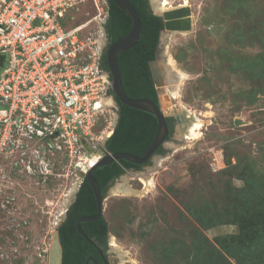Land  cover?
I'll return each instance as SVG.
<instances>
[{
	"label": "rangeland",
	"instance_id": "1",
	"mask_svg": "<svg viewBox=\"0 0 264 264\" xmlns=\"http://www.w3.org/2000/svg\"><path fill=\"white\" fill-rule=\"evenodd\" d=\"M182 4L190 7L191 30L164 32L150 64L159 72L161 111L179 114L181 123L164 153L109 186L103 215L110 264H239L225 249L236 250L228 246L240 232L235 207L244 204L245 178L256 183L241 210L259 219L264 212V0H166L165 7ZM93 14L86 2L77 22ZM168 65V86L183 74L175 97L165 90ZM187 113L200 124L191 138H184ZM68 170L63 159L53 168L59 175L44 181L10 165L0 169V264H47L52 232L77 186ZM146 177L151 185L141 193ZM251 258L244 264H264Z\"/></svg>",
	"mask_w": 264,
	"mask_h": 264
},
{
	"label": "built area",
	"instance_id": "2",
	"mask_svg": "<svg viewBox=\"0 0 264 264\" xmlns=\"http://www.w3.org/2000/svg\"><path fill=\"white\" fill-rule=\"evenodd\" d=\"M89 1L94 14L77 22ZM107 16V0H0V169L45 181L66 159L79 185L76 169L107 153L118 115L101 58Z\"/></svg>",
	"mask_w": 264,
	"mask_h": 264
},
{
	"label": "trees",
	"instance_id": "3",
	"mask_svg": "<svg viewBox=\"0 0 264 264\" xmlns=\"http://www.w3.org/2000/svg\"><path fill=\"white\" fill-rule=\"evenodd\" d=\"M137 10L140 18V36L138 43L117 56V63L121 75L122 87L126 95L131 98H145L158 105V98L150 75L149 62L155 58V51L159 41L163 22L159 16L152 14L149 10L148 0H129ZM108 16L104 23V29L110 42L126 35L132 25L130 17L124 13L114 2L107 0ZM103 65L107 68L104 57ZM118 119L112 134L104 143L107 153L127 152L142 155L151 143L156 129L157 121L153 114L127 106L117 99ZM156 152L164 153V149L158 148ZM140 164L132 163L126 159H120L97 167L93 171V177L97 181L102 194L106 195L107 186L130 168L138 169ZM243 189L240 190L242 207L238 214L242 218L240 232L235 252L225 249L233 255L239 264H244L253 255V261H260L264 255V212L262 217L255 218L248 209H242L249 204L253 195L256 180L246 179ZM264 208V204H263ZM97 210L96 201L92 188L86 178L81 182L76 192L74 201L70 204L64 220L57 227L62 247V264H84L88 256L97 257L95 248L89 244L76 230L75 224L79 217L95 214ZM196 211L195 217H197ZM203 211H200V213ZM199 214V213H198ZM203 215V213H201ZM233 220L238 217L232 216ZM84 233L93 241L105 244L104 236L109 232V224L102 214L92 221L81 222ZM222 257H224L222 255ZM242 257L243 260H242ZM198 258V253H197ZM245 259V260H244ZM251 263V262H249ZM89 264H92L89 262Z\"/></svg>",
	"mask_w": 264,
	"mask_h": 264
},
{
	"label": "water",
	"instance_id": "4",
	"mask_svg": "<svg viewBox=\"0 0 264 264\" xmlns=\"http://www.w3.org/2000/svg\"><path fill=\"white\" fill-rule=\"evenodd\" d=\"M116 5L126 13L131 21L132 25L129 32L118 38L117 40L111 42L106 50H105V59L109 74L111 76V88L115 98L122 104L127 106L137 108L146 112L153 114L157 121V129L155 135L145 150V152L138 156L132 153L127 152H119V153H104L99 150L91 160L89 166L84 169H76V174L81 178V182L84 178L90 184L92 191L94 193L97 210L95 214L92 215H84L77 219L75 227L77 232L91 245L99 250L97 244L89 238L81 228V222L84 221H92L97 219L99 216L103 214V206L106 195L104 196L99 188V185L95 178L93 177V171L102 165L108 164L113 161H117L120 159H126L132 163L143 164L147 162L149 159L153 160L156 157V150L165 144L166 138L168 136V125L166 122V116L161 111L159 105L155 104L153 101L145 98H131L123 90L121 75L118 68L117 56L121 54L123 51L128 50L138 43L140 36V18L137 10L131 4L129 0H114ZM149 10L152 14L159 16L163 22V29L160 32V41L164 38V32H187L192 28V20H191V10L189 5L182 4L177 7L167 8L159 11L157 9L156 2L153 0H148ZM157 47V54L161 50L160 42ZM157 58V55H156ZM6 56L5 54H0V68L4 65ZM151 64V61L149 65ZM152 71V79L154 84L157 83V77L159 76L158 70L155 68H151ZM118 119V115H117ZM117 122V120H116ZM80 182V184H81ZM79 185H77L73 190V197L70 204L74 201L76 192L79 189ZM107 194V193H106ZM65 215L60 219L59 224L64 220ZM89 260H91L94 264H97L96 260L93 258H88L85 260L84 264H88ZM47 264H62V247L59 239V233L57 228L52 232V239L49 246V252L47 257Z\"/></svg>",
	"mask_w": 264,
	"mask_h": 264
},
{
	"label": "flooded vegetation",
	"instance_id": "5",
	"mask_svg": "<svg viewBox=\"0 0 264 264\" xmlns=\"http://www.w3.org/2000/svg\"><path fill=\"white\" fill-rule=\"evenodd\" d=\"M103 28H104V25H103ZM104 33H105V29H104ZM104 40H105L104 48H103V52L101 54L102 61H104L105 50H106L107 46L110 44L109 43L110 42V39L107 37L106 33H105V39ZM159 41H160V36H159ZM159 41H158V43H159ZM157 47H158V44H157ZM157 47H156V51H155V58H156V55H157ZM149 70H150V75H151V78H152V71H151L150 65H149ZM152 81H153V79H152ZM153 85H154V88L156 90V95H157V98H158V92H157V89L155 87L154 82H153ZM113 98H114V103H115V105L117 107V111H118L119 110V107H118V104H117V101H116V98H115L114 94H113ZM166 122H167V125H168V131H169L168 132V136L166 138V141H167V140H170L171 137H172V132H173V129H174L173 128L174 127V124H176V123H179L180 124L181 123L179 114H175V115H172V116H166ZM159 148L164 149V145L160 146ZM157 154H160V153L159 152H156V155ZM151 161L152 160L149 159L147 162H145L143 164H140L138 169L142 168L146 164H149ZM129 170H135L136 171L137 169L130 168ZM113 181L108 184L106 193L108 191L109 186L113 183ZM108 233L106 234V236H104L105 237L104 238L105 244H99V243H97V242L94 241L97 244V246L99 247V250L92 245L95 248L96 252H97V257H95L94 255H90V256L87 257V259L88 258H93V259L96 260L97 264H110L109 261H108V250H110L109 246L112 245V244L109 243V241H108ZM89 262H91L92 264H94L91 260H89ZM89 262H88V264H89Z\"/></svg>",
	"mask_w": 264,
	"mask_h": 264
},
{
	"label": "bare ground",
	"instance_id": "6",
	"mask_svg": "<svg viewBox=\"0 0 264 264\" xmlns=\"http://www.w3.org/2000/svg\"><path fill=\"white\" fill-rule=\"evenodd\" d=\"M165 4H166V0H158V3L156 2V7L157 9H159V11L161 10H164V9H167L165 7ZM171 61V60H170ZM173 61V60H172ZM172 65V64H171ZM174 66V65H173ZM171 68L169 65L168 67H165L164 69V76L166 78V84H167V88H165V90L167 89V91L171 94L172 97H175L177 96V86H178V81H179V77H183V74H178L179 77H177V74H174L176 76H174V79L173 81L171 82L170 86H168V80H169V77L167 76L166 74V71ZM172 71V69H171ZM173 72V71H172ZM175 72V71H174ZM181 111V110H180ZM184 115V114H183ZM187 116H189V120H188V124H186V130L184 131L185 134H184V138H191L192 136H195L196 135V130L199 128L200 124L198 122V119L193 116L192 114L189 115L187 113ZM186 116V117H187ZM185 128V127H184ZM187 140V139H186ZM96 158H94L93 160H95ZM143 184H144V187L143 189L140 191L141 193H143L146 188L151 185V179L149 177H146V178H143ZM118 188L121 189L122 191L124 190L125 193H128V191L130 192L131 190L129 188H127L126 186H124L123 184L120 186L118 185Z\"/></svg>",
	"mask_w": 264,
	"mask_h": 264
}]
</instances>
